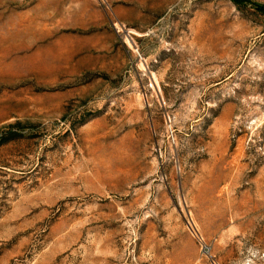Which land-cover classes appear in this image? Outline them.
Listing matches in <instances>:
<instances>
[{
    "label": "rangeland",
    "instance_id": "374dc122",
    "mask_svg": "<svg viewBox=\"0 0 264 264\" xmlns=\"http://www.w3.org/2000/svg\"><path fill=\"white\" fill-rule=\"evenodd\" d=\"M0 264H264V0H0Z\"/></svg>",
    "mask_w": 264,
    "mask_h": 264
}]
</instances>
